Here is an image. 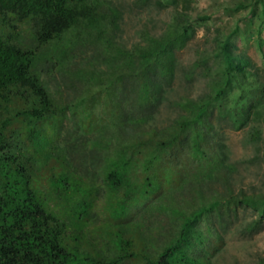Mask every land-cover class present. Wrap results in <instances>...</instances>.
I'll return each instance as SVG.
<instances>
[{
    "label": "trees",
    "instance_id": "obj_1",
    "mask_svg": "<svg viewBox=\"0 0 264 264\" xmlns=\"http://www.w3.org/2000/svg\"><path fill=\"white\" fill-rule=\"evenodd\" d=\"M149 4L171 7L168 20L144 23L128 45L116 0H0V264H216L239 209L254 214L243 231L260 228L264 188H235L222 132L264 140V68L234 40L241 18L213 27L210 50L183 65L177 52L210 15L193 0L131 1ZM53 70L69 79L70 98L49 89ZM199 77L195 94L170 99L177 79ZM112 88L118 108L97 127L79 121L87 112L74 97ZM165 102L175 114L158 124ZM173 169L178 188L163 190L155 171ZM137 200L155 208L125 234Z\"/></svg>",
    "mask_w": 264,
    "mask_h": 264
},
{
    "label": "rangeland",
    "instance_id": "obj_2",
    "mask_svg": "<svg viewBox=\"0 0 264 264\" xmlns=\"http://www.w3.org/2000/svg\"><path fill=\"white\" fill-rule=\"evenodd\" d=\"M121 4L124 17L121 22V30L118 31V39L122 43L132 44L137 41L139 29L146 23L152 30H159L163 23L170 16L171 7L158 8L154 4L145 6H132V0H116ZM243 1L242 7L238 3ZM262 0H193L194 12H206L210 15V19L205 23L209 28L199 26L196 34L187 46L177 52L178 58L183 65H187L194 57L197 50H210L212 46L213 27H222L229 30L235 26L237 18H241L239 30L234 35L236 44L245 50L253 59V61L264 68V14L262 15ZM257 2V3H256ZM248 28V29H247ZM249 32H247V30ZM259 29V34L256 30ZM244 31H246L244 33ZM251 32V33H250ZM261 41V45H259ZM49 89L57 97L64 99L70 98L69 95L72 87L69 79L62 77L56 70L47 74ZM203 79L196 78L190 83H185L181 79H177L175 83V91L170 92L172 99L176 92L183 88L188 89L195 94L202 85ZM78 89L80 84L75 83ZM74 88V90H76ZM117 91L115 89L98 91H87L78 93L74 99L80 101V105L86 109L84 117L78 119L83 121L86 126L97 127L102 119L103 112H109L111 109L118 108ZM175 114L173 104L166 103L161 106L158 113L157 123H165ZM214 122L217 123L215 119ZM222 132L225 136V142L228 146L231 160L236 164L234 172L235 188H243L244 190L258 191L264 188V140L257 143H250L247 140V131L245 129L234 130L226 126ZM157 178L155 182L161 180L162 189H167L169 181L173 188L177 189L178 177L181 173L177 169L170 171H155ZM169 175L171 177H169ZM140 176V173H139ZM155 185V183H154ZM151 203V204H150ZM131 208L124 214L128 217L124 227L120 228L123 232H134L137 230V219L155 208V203H145L141 200L131 202ZM149 205V206H147ZM148 214V213H147ZM254 218L251 209L241 208L238 211V217L233 221L230 227L224 233V244L221 251L217 254L216 264H257L261 258H264V221L260 223V228L256 231L246 233L243 231V225ZM118 230V229H117ZM115 231V230H113ZM123 233V234H124ZM121 232L116 235L123 237ZM126 234V233H125ZM134 236H137L135 233ZM138 239V238H137ZM135 246L140 247L139 240L135 241ZM140 248H137V250ZM177 253L170 255L171 263Z\"/></svg>",
    "mask_w": 264,
    "mask_h": 264
}]
</instances>
